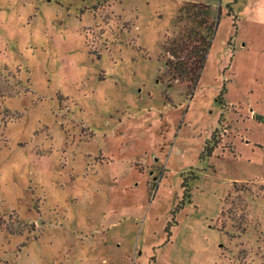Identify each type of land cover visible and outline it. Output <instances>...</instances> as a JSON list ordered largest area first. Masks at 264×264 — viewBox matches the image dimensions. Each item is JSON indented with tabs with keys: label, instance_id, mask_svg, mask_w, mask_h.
Instances as JSON below:
<instances>
[{
	"label": "rangeland",
	"instance_id": "rangeland-1",
	"mask_svg": "<svg viewBox=\"0 0 264 264\" xmlns=\"http://www.w3.org/2000/svg\"><path fill=\"white\" fill-rule=\"evenodd\" d=\"M0 264H264V0H0Z\"/></svg>",
	"mask_w": 264,
	"mask_h": 264
},
{
	"label": "trees",
	"instance_id": "trees-1",
	"mask_svg": "<svg viewBox=\"0 0 264 264\" xmlns=\"http://www.w3.org/2000/svg\"><path fill=\"white\" fill-rule=\"evenodd\" d=\"M185 12L202 31L189 30L183 40H167L164 47L168 55L165 65L173 81L193 86L200 76L210 48L215 22L211 19L208 5L191 4ZM204 150L207 152L210 148L206 146Z\"/></svg>",
	"mask_w": 264,
	"mask_h": 264
}]
</instances>
